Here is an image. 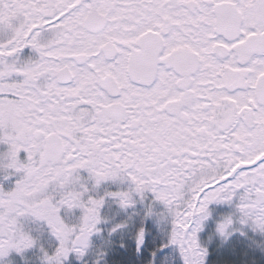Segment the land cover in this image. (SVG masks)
I'll return each instance as SVG.
<instances>
[{"label": "snow or ice", "instance_id": "6c2138e0", "mask_svg": "<svg viewBox=\"0 0 264 264\" xmlns=\"http://www.w3.org/2000/svg\"><path fill=\"white\" fill-rule=\"evenodd\" d=\"M0 264H264V0H0Z\"/></svg>", "mask_w": 264, "mask_h": 264}]
</instances>
